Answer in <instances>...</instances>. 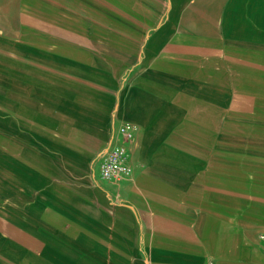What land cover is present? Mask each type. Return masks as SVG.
<instances>
[{
  "label": "crops",
  "instance_id": "0c3cea01",
  "mask_svg": "<svg viewBox=\"0 0 264 264\" xmlns=\"http://www.w3.org/2000/svg\"><path fill=\"white\" fill-rule=\"evenodd\" d=\"M24 5L22 40L0 30L22 53L0 167L35 225L0 210V264H264V0ZM122 121L132 173L104 181Z\"/></svg>",
  "mask_w": 264,
  "mask_h": 264
},
{
  "label": "rangeland",
  "instance_id": "374dc122",
  "mask_svg": "<svg viewBox=\"0 0 264 264\" xmlns=\"http://www.w3.org/2000/svg\"><path fill=\"white\" fill-rule=\"evenodd\" d=\"M26 1L0 0V30L10 33L17 40H22V18H25ZM2 46L0 45V148L6 154L4 160L10 162L13 153L17 157L20 154L18 145H14L13 137L14 134H19V113H22V53L17 51L19 46H16L17 49L12 44L8 45L7 49ZM260 114L264 116V113H254L262 123L261 119H258ZM11 148H14V151ZM13 179L9 167H0V183L7 180L6 188H0V201L5 199L0 203V210L4 211L5 218L12 224L35 225L31 219L33 216L22 214V209L33 203L34 196L27 198L25 203V199L22 200V187ZM1 190H5V193Z\"/></svg>",
  "mask_w": 264,
  "mask_h": 264
},
{
  "label": "built area",
  "instance_id": "2783aa9c",
  "mask_svg": "<svg viewBox=\"0 0 264 264\" xmlns=\"http://www.w3.org/2000/svg\"><path fill=\"white\" fill-rule=\"evenodd\" d=\"M137 126L129 121H122L112 132L111 137L100 155L95 173L104 181H120L132 173L129 162V144Z\"/></svg>",
  "mask_w": 264,
  "mask_h": 264
}]
</instances>
